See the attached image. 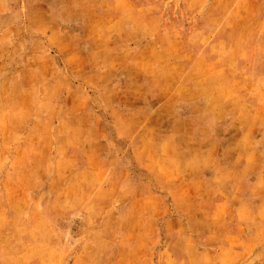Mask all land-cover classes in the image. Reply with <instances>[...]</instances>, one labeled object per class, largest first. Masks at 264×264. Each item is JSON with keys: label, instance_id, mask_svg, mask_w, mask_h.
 Returning <instances> with one entry per match:
<instances>
[{"label": "rangeland", "instance_id": "rangeland-1", "mask_svg": "<svg viewBox=\"0 0 264 264\" xmlns=\"http://www.w3.org/2000/svg\"><path fill=\"white\" fill-rule=\"evenodd\" d=\"M0 264H264V0H0Z\"/></svg>", "mask_w": 264, "mask_h": 264}]
</instances>
